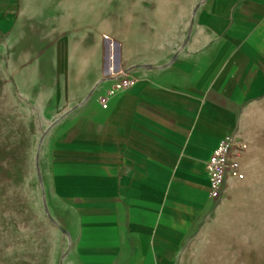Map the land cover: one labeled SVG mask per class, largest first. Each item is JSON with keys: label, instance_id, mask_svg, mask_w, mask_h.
<instances>
[{"label": "rangeland", "instance_id": "374dc122", "mask_svg": "<svg viewBox=\"0 0 264 264\" xmlns=\"http://www.w3.org/2000/svg\"><path fill=\"white\" fill-rule=\"evenodd\" d=\"M200 2L0 0V264H80L75 227L52 210L58 146L70 128L104 127L96 95L110 83V47L131 73L162 66ZM239 114L245 179L211 202L179 264H264V95Z\"/></svg>", "mask_w": 264, "mask_h": 264}, {"label": "crops", "instance_id": "0c3cea01", "mask_svg": "<svg viewBox=\"0 0 264 264\" xmlns=\"http://www.w3.org/2000/svg\"><path fill=\"white\" fill-rule=\"evenodd\" d=\"M193 24L162 66L133 70L101 130L70 128L58 146L52 210L80 264H179L216 201L205 162L264 95V0H201Z\"/></svg>", "mask_w": 264, "mask_h": 264}, {"label": "built area", "instance_id": "2783aa9c", "mask_svg": "<svg viewBox=\"0 0 264 264\" xmlns=\"http://www.w3.org/2000/svg\"><path fill=\"white\" fill-rule=\"evenodd\" d=\"M106 39L112 41L110 37H106ZM107 75L110 77V85L105 91L96 95V100L102 109H107L112 98L131 89L135 83L132 73L117 63V57L115 69L109 70ZM247 149L248 143L236 134H226L219 140L205 162L211 199L218 200L222 196L229 180L245 179L242 160Z\"/></svg>", "mask_w": 264, "mask_h": 264}, {"label": "bare ground", "instance_id": "6f19581e", "mask_svg": "<svg viewBox=\"0 0 264 264\" xmlns=\"http://www.w3.org/2000/svg\"><path fill=\"white\" fill-rule=\"evenodd\" d=\"M169 12H170V10L167 11V12L165 13V15L163 16V18H164L165 20L168 19L169 15L171 16V14H169ZM112 42H114V43L116 44L115 41H112ZM116 45H117V44H116ZM115 47H116V46H115ZM110 50H111L110 57H109L110 61H109V65L107 66V72H109V70H111V69H115V67H116V55H115V56L113 55V53L116 54V52H114L113 49H112L111 47H110ZM112 66H113V67H112ZM108 67H109V68H108Z\"/></svg>", "mask_w": 264, "mask_h": 264}]
</instances>
